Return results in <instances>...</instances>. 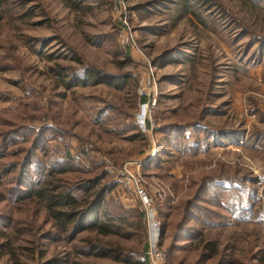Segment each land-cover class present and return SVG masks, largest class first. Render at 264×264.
<instances>
[{
    "label": "rangeland",
    "instance_id": "rangeland-1",
    "mask_svg": "<svg viewBox=\"0 0 264 264\" xmlns=\"http://www.w3.org/2000/svg\"><path fill=\"white\" fill-rule=\"evenodd\" d=\"M153 98L141 131L139 104ZM0 132L10 133L6 150H17L0 163H21L27 150L38 157L41 146L60 165L67 154L74 171L64 177L114 182L106 204L115 223L134 225L71 241L38 201L2 199L18 187L13 172L0 179V264H129L91 244L117 248L130 264H264V0H0ZM234 134L239 142L225 138ZM137 161L132 171L166 225L152 261L142 260L143 206L117 172ZM166 195L171 209L160 214ZM195 196L203 199L185 226L201 230L192 214L204 220L201 245H217L210 259L195 239H174Z\"/></svg>",
    "mask_w": 264,
    "mask_h": 264
},
{
    "label": "trees",
    "instance_id": "trees-1",
    "mask_svg": "<svg viewBox=\"0 0 264 264\" xmlns=\"http://www.w3.org/2000/svg\"><path fill=\"white\" fill-rule=\"evenodd\" d=\"M86 79L105 82V79L101 78L99 72L88 71L86 74ZM131 130L136 131L133 124ZM10 137V133L0 132V151L2 148H4V152L0 153V159L3 157L6 158L7 156L13 157V155L16 154L17 150H6L5 143L6 140L8 141L10 139ZM225 138L233 142L240 141L237 136H235V134L228 135L227 137L225 136ZM35 148L36 150L40 151L38 157L33 151L27 150V156L21 163H17L15 160H9L4 163H0V179L3 177V175L6 177L7 174H12L14 172L17 176L13 184H18V187H13L10 184L5 190L7 194L5 196H1L2 199L6 197V199H19L28 202L33 200L38 201V203L41 204L46 210L48 217L58 226L61 234L69 237L71 241L75 239L76 235L85 230H92L98 236L112 237L123 233L120 224L132 229L134 225H127L123 217L119 218L118 223H115L117 214L112 211L109 204H106L107 196L110 195L111 191L115 190L117 186L114 182L101 184L103 177L100 176L70 181L64 177L65 174L74 171V166L70 156L67 154L62 155L60 165L48 158V148L43 146H41V148ZM32 155H34V157L31 161ZM29 167L36 171L38 177L37 181L30 180L28 172ZM212 187L221 189L222 191L227 190L226 186L220 181L214 182ZM172 188L173 186H171L169 192L172 191ZM202 188L203 187H200V189ZM210 188L211 186L208 184L207 189ZM17 194L20 195L13 197V195ZM172 199V197L166 195L163 202L157 204V211H160L159 213L161 214L162 210H160V207L171 209L170 202ZM202 199L203 196H201V198L195 196V198L188 199L184 202L182 207V218L179 222L180 224L178 223L177 229L181 231L185 228V234H182L183 236L176 234L174 239H176L177 242L180 237H183L184 240L195 239L198 241L196 249L202 248L203 254L201 256L206 257L205 259H210L217 255V245L211 240H208L203 245H201L202 242L205 241L203 239L204 230L206 229L203 225L204 220H199L193 217L192 214L191 217L202 225V227L199 228L201 230H197L198 228L195 229L185 226L187 215L189 214L190 216L191 211L196 208L194 203L196 201H202ZM133 216L137 217L141 233L142 235H145V226L142 225L144 214L140 211H135L133 212ZM181 225L184 226V228ZM208 225L209 226L207 227H210L211 224ZM133 229L136 230L137 227ZM165 233L166 225L161 224L159 247H161L160 241L161 238L164 237ZM90 247L96 249L95 252L97 255L104 257H114L115 259L123 261L124 263H133V257L122 256L121 252L115 247H103L98 246V244H91ZM170 249H172L171 246Z\"/></svg>",
    "mask_w": 264,
    "mask_h": 264
},
{
    "label": "built area",
    "instance_id": "built-area-1",
    "mask_svg": "<svg viewBox=\"0 0 264 264\" xmlns=\"http://www.w3.org/2000/svg\"><path fill=\"white\" fill-rule=\"evenodd\" d=\"M139 92V91H138ZM145 91L144 88H141L139 95L144 96ZM155 103V98L153 99H147L145 103L139 104V113L136 116L137 119V125L141 129V131H144L145 124L148 121L147 119L150 116V112L152 110V106ZM142 164L141 161H137L136 163L130 162L122 166L121 168H118L117 172L119 175V180L121 183L122 189L127 192L128 194H132L136 196V198L139 199L140 203L143 206L144 212H145V219L147 222V228H148V241L150 243V247L148 248V251L146 255L144 254L142 260L145 258L152 261L154 258L160 257L161 253H159L156 250L155 244L160 234V222L155 218L154 212L151 209L150 206V200L148 199V196L144 189L141 187V182L139 180V175L136 171H132V167H139V165ZM138 169V168H137Z\"/></svg>",
    "mask_w": 264,
    "mask_h": 264
}]
</instances>
